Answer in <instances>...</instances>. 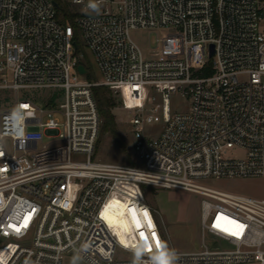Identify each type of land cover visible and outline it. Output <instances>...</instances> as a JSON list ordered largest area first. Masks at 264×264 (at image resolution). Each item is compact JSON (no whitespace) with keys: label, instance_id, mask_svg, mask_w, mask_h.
<instances>
[{"label":"built area","instance_id":"1","mask_svg":"<svg viewBox=\"0 0 264 264\" xmlns=\"http://www.w3.org/2000/svg\"><path fill=\"white\" fill-rule=\"evenodd\" d=\"M71 3L101 80L80 78L53 0H0V264H154L165 247L172 264H264V198L209 185L264 176V0ZM134 28L171 30L146 56ZM97 85L128 112L136 164L95 156ZM142 185L201 196L200 249L169 247Z\"/></svg>","mask_w":264,"mask_h":264},{"label":"rangeland","instance_id":"2","mask_svg":"<svg viewBox=\"0 0 264 264\" xmlns=\"http://www.w3.org/2000/svg\"><path fill=\"white\" fill-rule=\"evenodd\" d=\"M70 8L74 11L79 10V7L72 3L70 4ZM66 22L73 24L69 20ZM75 25L77 26L76 23ZM170 30L171 28H134L131 29L130 36L139 44L144 54L149 56V49L154 44L156 37L164 36ZM77 38L87 67L86 73L79 74L80 78L91 81L101 80L103 78L102 73L78 27ZM35 91L31 90L34 93ZM25 92L27 91L21 90L19 92L20 99L26 97ZM119 100L121 101L120 98ZM120 101L114 107L117 134H113L109 130L103 131V121L101 119L95 156L98 159L114 163L136 164L137 160L132 151V139L128 122L129 115L128 112L121 108ZM182 104L178 101L175 103V106H178L179 109ZM235 155L241 157L243 156V151H236ZM209 185L215 188L264 198V176L212 179ZM142 187L144 197L152 207L169 247L180 251H196L200 249L201 233L199 218L201 196L195 192L181 188H163L153 185H142ZM110 209L115 212L113 221L120 227L125 226L122 221L123 206L113 204ZM119 231L122 238H124L122 235L123 230L119 229ZM210 239H213V237L208 238V240ZM129 254V252L123 249H118L117 252L119 258H126Z\"/></svg>","mask_w":264,"mask_h":264},{"label":"trees","instance_id":"3","mask_svg":"<svg viewBox=\"0 0 264 264\" xmlns=\"http://www.w3.org/2000/svg\"><path fill=\"white\" fill-rule=\"evenodd\" d=\"M53 1H56L58 4V6H56L58 19L63 23L68 20L73 22L75 27L74 41L78 45L79 52L83 53L82 50L79 48V42L77 38V26L75 25V18L78 15V11H74L70 8L71 1L69 0ZM80 62L85 65L83 56ZM93 91L98 104L100 116L103 121L102 130H109L113 134H117L114 107L119 103V97L113 92V90L109 86L106 85L94 86Z\"/></svg>","mask_w":264,"mask_h":264},{"label":"clouds","instance_id":"4","mask_svg":"<svg viewBox=\"0 0 264 264\" xmlns=\"http://www.w3.org/2000/svg\"><path fill=\"white\" fill-rule=\"evenodd\" d=\"M90 7L93 11L99 12V5L97 3L90 4ZM17 118H19V115H17ZM174 259V253H172L170 250H168L166 247L159 251L154 257L153 261L154 264H172V261Z\"/></svg>","mask_w":264,"mask_h":264},{"label":"water","instance_id":"5","mask_svg":"<svg viewBox=\"0 0 264 264\" xmlns=\"http://www.w3.org/2000/svg\"><path fill=\"white\" fill-rule=\"evenodd\" d=\"M53 3H54L55 6H58V4H57L56 1H53ZM74 46H75V51H77V50H78V45H77L76 42H74ZM212 48H213V45H212ZM212 53H213V51H212ZM78 70H79L80 73H82V74L87 72V68H86V66H85L83 63H80V64L78 65Z\"/></svg>","mask_w":264,"mask_h":264},{"label":"snow or ice","instance_id":"6","mask_svg":"<svg viewBox=\"0 0 264 264\" xmlns=\"http://www.w3.org/2000/svg\"><path fill=\"white\" fill-rule=\"evenodd\" d=\"M145 217H147V213L146 212H145ZM149 224H150V221H149ZM137 225L139 226V221H137ZM240 227L242 228L243 226L241 225ZM141 236H142V238H145L146 239V237H144V234L143 233H141ZM153 238H155V235L154 234H153ZM156 246L157 247H160V243H159L158 240H157ZM149 250H150V247H149Z\"/></svg>","mask_w":264,"mask_h":264},{"label":"bare ground","instance_id":"7","mask_svg":"<svg viewBox=\"0 0 264 264\" xmlns=\"http://www.w3.org/2000/svg\"><path fill=\"white\" fill-rule=\"evenodd\" d=\"M122 215H123V211H122ZM122 221H123V224H124L126 227H128V229H130V225H129L128 220H127L126 218H124L123 216H122Z\"/></svg>","mask_w":264,"mask_h":264}]
</instances>
